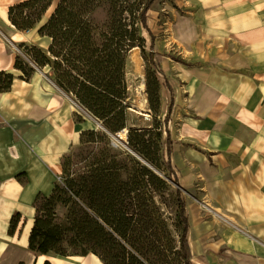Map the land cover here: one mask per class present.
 Listing matches in <instances>:
<instances>
[{"label":"crops","instance_id":"crops-1","mask_svg":"<svg viewBox=\"0 0 264 264\" xmlns=\"http://www.w3.org/2000/svg\"><path fill=\"white\" fill-rule=\"evenodd\" d=\"M13 1L0 0V70L14 63L8 44V27L16 29L8 14ZM243 1L199 0L213 44L225 52H216L217 62L201 68L196 86L182 95L209 126L199 142L214 162L201 163L209 166L205 178L191 159L192 180L201 182L207 203L231 222L225 232H245L224 244H199L198 252L193 244L196 264H264V3L260 10L255 0ZM19 75L10 91L0 92V264H103L92 253L63 257L29 249L34 202L39 193L51 194L64 155L89 128L73 118L62 91ZM17 213L21 221L11 235Z\"/></svg>","mask_w":264,"mask_h":264},{"label":"trees","instance_id":"trees-1","mask_svg":"<svg viewBox=\"0 0 264 264\" xmlns=\"http://www.w3.org/2000/svg\"><path fill=\"white\" fill-rule=\"evenodd\" d=\"M155 1L60 0L52 13L49 12L54 0H16L9 7V20L17 30L37 29L42 38L50 40L47 50L23 45L26 56H16L13 63V69L20 72L19 78L30 82L38 69H50L54 83L103 122L106 132L83 131L80 137L83 144L105 142L111 146V142L105 140L109 132L116 134L129 127L131 107L126 69L133 49L139 47L143 54L153 53L156 38L149 26L148 14ZM99 10L106 12V20L96 19ZM154 57L169 98L165 118L166 166L174 176L172 180L178 184L179 248L176 249L177 240L172 232H165L163 236L157 232H130L134 228L133 221L140 226L146 222L147 185L152 184V179L166 182L147 167L142 168V177L137 171L129 172L127 164L118 161L120 155L116 154V158L103 152L94 162L102 166L91 169L88 175L78 172L73 176L71 156L64 155L61 181L55 183L51 194L39 193L34 202L36 215L29 238L31 251L63 257L92 253L103 264H194L189 241L190 212L176 175L168 130L174 114V90L161 68L162 55L154 53ZM14 79L13 71L0 70V92L10 91ZM159 88L160 81L157 78L153 81L149 72L147 91L154 110L159 101ZM83 121L78 116L77 122ZM133 133L130 129L129 136ZM98 134L101 140H86V136ZM142 136L145 144L146 133ZM129 145L137 147L131 137ZM135 150L147 157L143 150ZM21 217L20 213L12 217L11 235L16 232ZM44 264L52 263L45 261Z\"/></svg>","mask_w":264,"mask_h":264},{"label":"rangeland","instance_id":"rangeland-1","mask_svg":"<svg viewBox=\"0 0 264 264\" xmlns=\"http://www.w3.org/2000/svg\"><path fill=\"white\" fill-rule=\"evenodd\" d=\"M59 1L54 0L49 13H52ZM243 2H247V0ZM255 3H259L258 7L262 10L261 6L264 0H255ZM203 7L205 6L199 0L155 1L148 14V23L156 38L153 53L146 52L143 54L139 47L133 49L130 53L126 69L129 86L128 102L131 107L128 119L129 127L126 128V135L121 138L119 137V140H115L108 134L109 137L105 140L111 142V146L106 145L105 142L83 144L81 140H78L68 152V155L71 156L72 166L70 170L73 176L78 172L88 175L91 169L101 165L94 163L95 159L100 158L103 152H108L109 155L116 156V158V154L120 155L118 156V161L127 164L129 172L137 171L142 177L144 175L142 168L147 167L161 180L165 181L166 184L158 179H152V184L147 185L146 222L140 226L137 222L133 221L134 228L130 232H157L162 236L165 232H172L174 238L177 240L176 249L179 248V235L181 232L176 196L178 184L172 180L174 176L166 166L168 144L165 118L169 110V98L166 88L161 81V75L154 63V53L162 55L161 68L174 90V114L169 121L168 130L172 138V160L177 167L176 175L179 177V186L183 190V195L190 212L191 229L189 231V241L191 247L193 244L195 246V242H197V246L199 244L206 245L208 242L214 241L224 244L226 242L224 240H228L232 236L240 238V236L245 235V232H225V228L231 229V224H225L223 219L219 222L215 214L206 210L204 207V204L207 203L205 199L206 195L203 193L204 190L201 182L199 180H192L196 174H191V159L200 163V165H197V168L199 174H204L205 178L210 172L209 166L205 168L201 163L206 162L210 165V163L214 162L210 158L209 163L208 158L202 154L204 149L199 142V139L204 134L207 135V133H203L202 129H208L209 126H206V122L204 124L199 122L201 114H199L198 110L195 112L193 109H188L182 95L187 90V86L190 88L196 86L194 82L199 81L200 74L198 71L201 68H206L212 63L217 62L215 53L220 52L223 54L225 52L224 46H220L219 50H217L216 45L213 44L212 36L205 21L207 12H205L206 10L202 11ZM96 19L99 21L106 20V12L99 10L96 14ZM8 34L9 52L14 59L18 55L22 57L26 56L24 44L35 45L44 50H47L50 44L49 39L42 38L38 34L37 29L22 32L9 26ZM8 70L13 71L16 75L20 74L19 71L13 68ZM149 72L153 81L155 78L160 81V88L157 90L159 101L156 103L155 110L151 106L147 91V76ZM33 81L43 83L48 88H51V90L59 91L51 82L53 80L48 68L44 70L38 69L35 72ZM63 97L64 101L75 111L73 117L75 120L79 116L86 122V128L95 130L99 134L106 132L104 129L96 128L92 124L94 120L89 116V111L86 112L85 110L87 109L76 99L71 97L85 110L70 100L65 94H63ZM130 129L134 130V133L129 136ZM143 133H146L145 138L147 142L145 144L141 141ZM99 134L97 136H86V140L99 141L101 140ZM129 137H131L133 145L137 147L133 148L129 145ZM181 138L182 141L179 142ZM205 140L207 141L208 138H205ZM178 143H180L181 147L180 152L177 153L176 146ZM137 148L143 150L148 158L135 150ZM136 161L140 164H136ZM149 164L156 168L157 171L152 169ZM61 174L62 172L59 174L56 182L61 181ZM126 175L124 173L123 177ZM21 176L19 175L18 177L21 178ZM146 177L149 178V175ZM185 177L187 178L186 184L183 181ZM185 186L188 188H185ZM195 215L198 218L193 221V216ZM234 224L235 229H241L239 221L234 222Z\"/></svg>","mask_w":264,"mask_h":264},{"label":"bare ground","instance_id":"bare-ground-1","mask_svg":"<svg viewBox=\"0 0 264 264\" xmlns=\"http://www.w3.org/2000/svg\"><path fill=\"white\" fill-rule=\"evenodd\" d=\"M12 26H14L13 24H12ZM50 41V40H49ZM15 47V46H14ZM142 86H143V83H142ZM64 92V91H63ZM94 123H92L96 128H99V125H98V123L96 122V121H93ZM126 132H127V130L125 129V131H123V130H121L119 133H120V136L121 137H123L124 135H126ZM182 141V138L179 140V142H181ZM180 147H181V145H180V143H178L177 144V146H176V149H177V153L178 152H180ZM152 169H154L155 171H157V169L156 168H154L152 165H149ZM187 178L185 177L184 178V183L186 184L187 183V180H186ZM204 207L206 208V210H208V211H210V212H212L213 214H215V216H216V218H217V220L220 222L222 219H223V221L225 222V224H231V222H229V220L226 218V217H224L221 213H220V211L219 210H215L210 204H204ZM198 218V216H193V221L194 220H196ZM195 250L198 252V251H200V247L199 246H197V242H195Z\"/></svg>","mask_w":264,"mask_h":264},{"label":"water","instance_id":"water-1","mask_svg":"<svg viewBox=\"0 0 264 264\" xmlns=\"http://www.w3.org/2000/svg\"><path fill=\"white\" fill-rule=\"evenodd\" d=\"M52 82V84L58 89V90H60V91H62L53 81H51ZM63 92V91H62ZM70 100H72L74 103H76L78 106H80L79 104H78V102L76 101V100H74L73 98H71V96H69L67 93H65V92H63ZM81 107V106H80ZM82 108V107H81ZM83 110H85L84 108H82ZM86 112H88L87 110H85ZM88 114H89V116L94 120V121H96L97 123H98V125H99V128H102V129H104V130H106V128L104 127V125H103V123L98 119V118H96V117H94L92 114H90L89 112H88ZM123 131H125V129H123ZM109 134L113 137V139H115V140H119V137L121 138V136H120V133L118 132V133H116V135H114L113 133H111V132H109ZM150 165V164H149Z\"/></svg>","mask_w":264,"mask_h":264}]
</instances>
